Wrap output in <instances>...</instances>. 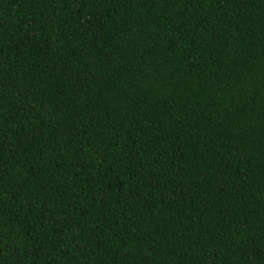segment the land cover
Masks as SVG:
<instances>
[{"label": "trees", "instance_id": "obj_1", "mask_svg": "<svg viewBox=\"0 0 264 264\" xmlns=\"http://www.w3.org/2000/svg\"><path fill=\"white\" fill-rule=\"evenodd\" d=\"M0 264H264V0H0Z\"/></svg>", "mask_w": 264, "mask_h": 264}]
</instances>
